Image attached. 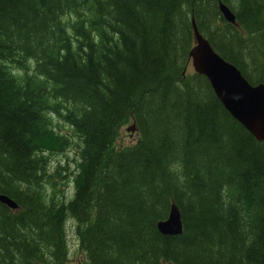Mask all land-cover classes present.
<instances>
[{"label": "trees", "instance_id": "16d2710c", "mask_svg": "<svg viewBox=\"0 0 264 264\" xmlns=\"http://www.w3.org/2000/svg\"><path fill=\"white\" fill-rule=\"evenodd\" d=\"M192 18L264 84V0H0V195L18 207L0 203V264H264V142L187 70ZM54 118L79 140L67 199ZM171 204L182 232L162 235Z\"/></svg>", "mask_w": 264, "mask_h": 264}, {"label": "water", "instance_id": "95a60500", "mask_svg": "<svg viewBox=\"0 0 264 264\" xmlns=\"http://www.w3.org/2000/svg\"><path fill=\"white\" fill-rule=\"evenodd\" d=\"M222 18L231 24L235 15L223 3L218 2ZM194 44L189 50V59L194 72L203 75L217 99L230 116L244 127L257 141L264 142V84H250L241 72L217 54L208 40L198 31L192 18ZM131 125L126 131L133 132ZM0 203L16 209L17 205L9 197L0 195ZM162 235H178L182 232L180 214L172 204L166 219L156 225Z\"/></svg>", "mask_w": 264, "mask_h": 264}, {"label": "rangeland", "instance_id": "374dc122", "mask_svg": "<svg viewBox=\"0 0 264 264\" xmlns=\"http://www.w3.org/2000/svg\"><path fill=\"white\" fill-rule=\"evenodd\" d=\"M187 70L190 72L192 71L191 63L190 61L187 64ZM56 123V130H59L62 133H67V135L72 137V146L63 153L59 154H52L50 155V166H49V172L55 173L56 170H59V173H56L53 176V180L55 181V189L59 190L60 194L63 195L65 199L69 197V195L72 193V177L71 172L75 170V164L74 160L78 156L79 149H76L77 144H79L78 137L74 136L71 128L69 126H65V124L61 123V121H58L55 119ZM129 128V126H124L120 129V134L118 136V139L116 141L119 145H131L136 142L138 136L137 134H133V132L126 131V129ZM68 161V162H67ZM65 167H67V170H65ZM58 188V189H57ZM71 223H68L67 227V238H68V251L70 254V259L77 260L80 258V251L78 250V246L76 243V237L74 233L72 232L71 228L69 227ZM75 264V262H72Z\"/></svg>", "mask_w": 264, "mask_h": 264}, {"label": "bare ground", "instance_id": "6f19581e", "mask_svg": "<svg viewBox=\"0 0 264 264\" xmlns=\"http://www.w3.org/2000/svg\"><path fill=\"white\" fill-rule=\"evenodd\" d=\"M158 222H159V221H158ZM158 222H157V223H158ZM156 225H157V224H156Z\"/></svg>", "mask_w": 264, "mask_h": 264}]
</instances>
